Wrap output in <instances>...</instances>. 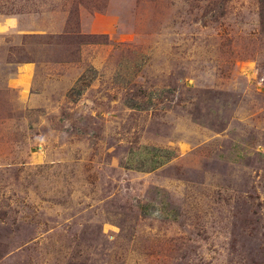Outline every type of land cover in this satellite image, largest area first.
Segmentation results:
<instances>
[{
  "label": "rangeland",
  "instance_id": "374dc122",
  "mask_svg": "<svg viewBox=\"0 0 264 264\" xmlns=\"http://www.w3.org/2000/svg\"><path fill=\"white\" fill-rule=\"evenodd\" d=\"M0 264H264V0H0Z\"/></svg>",
  "mask_w": 264,
  "mask_h": 264
}]
</instances>
